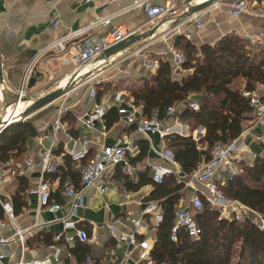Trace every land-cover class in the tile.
Segmentation results:
<instances>
[{
	"label": "crops",
	"instance_id": "crops-1",
	"mask_svg": "<svg viewBox=\"0 0 264 264\" xmlns=\"http://www.w3.org/2000/svg\"><path fill=\"white\" fill-rule=\"evenodd\" d=\"M138 1L0 0V121L3 117L6 119L11 115V109L7 113L6 111L17 99V91L24 71L30 61L46 45L60 39L68 31L87 24L98 15H112L121 9L134 5ZM166 1L152 0V4L165 5ZM186 1L175 0L171 9L163 16L169 17L170 22L168 23H176L174 25L175 29L181 31H189V25L184 22L186 18H183L187 6H189H185ZM200 1L206 0H197L191 5ZM253 7H256L254 3ZM56 17L61 20L58 27L54 25ZM214 17L220 20L219 26L210 23L201 32H196L191 28L189 35H180L185 36L198 46L202 44L214 45L224 35L231 33H236L247 40L248 36H252L253 41H248L254 47L258 45L255 42L259 41L264 45V38H261L264 33V28L261 27L262 25L264 27V17L243 14L241 17L236 18L229 13L227 7L215 11ZM164 20H167V18H164ZM154 22L150 21L143 7H137L116 16L112 25L98 27L94 34L102 37L117 26H124L133 33H140L148 30ZM167 26L161 28L154 37L113 55L109 59L111 64L103 65L100 67L101 69L95 63L102 62H92L88 66V70L90 69L93 72L90 79H93V77H95L94 79H102L101 83L97 85V90L99 86L112 88L100 102L107 110L117 104L114 99L116 93L123 92L124 98L130 99L131 90L141 87L145 83L147 77L142 69L141 60L138 57L131 56V52L152 41L156 42L157 45H162L160 35L167 31ZM176 37L174 36V39ZM71 46V43H67L65 50L61 52L51 50L37 59L36 68L32 75V79L35 81L33 86L30 87L29 93L40 91L44 95L60 87L62 81L65 80L62 83L65 84L66 80H70L74 76L77 70L76 66L62 62L63 58L69 55ZM97 61H100V59ZM47 88L50 90H46ZM63 101H66L68 107L63 117L70 114L75 120L74 122L65 121L62 117L64 127L58 131L56 137L57 147L55 148V151L61 150L62 152L60 154L54 153L55 161L59 165L63 164L64 155L67 154L73 157L80 169L84 156L82 150L85 140L88 141L87 149L95 152L102 145L120 139L136 147L137 151L135 155L131 156L132 160L140 156L143 144L148 143L149 145L147 156L143 160L137 161L133 165L134 172L129 174L134 183H137L141 177L153 178V165L167 164L160 156V151L167 143L163 142L158 134L138 131L137 126L133 128L132 125H128L121 116L112 125H109L105 118L101 121L97 120L94 128H88L81 119L86 114L92 113L94 105L99 102L90 96L88 84L85 83L77 85L67 96L58 99L25 119L32 121L39 131V135L29 141L26 154H30L37 159L39 150L51 146L52 127L58 118V110ZM192 101L196 100L192 99ZM26 103H21L20 112L24 111ZM187 103L179 104L176 107L175 114L166 120V124L173 126L176 134L183 136L192 134L193 138L199 141L206 133L205 128L200 129L199 126L192 131L189 125L180 120V109L188 105ZM136 113L138 120L143 118L141 108L136 110ZM104 127L107 131L105 136L102 135ZM244 132H246L245 137L241 139L244 142L242 152L232 159L237 168H239V162L241 161L252 164L257 156H264V119L261 122H256L253 117L247 119L244 122ZM22 166L23 162L8 164L7 175L0 181V194L5 201L11 202L12 206L13 196L20 188L23 189L24 187L21 185V177L18 174ZM121 173L128 176V173L124 171V167H121L115 176L109 177L108 183L111 186L109 191L98 192L93 188H88L83 192V206L79 207L70 218L72 221L77 222L78 228L84 229L86 232V229L90 230V235L87 233L89 240L82 242L77 239L72 245L64 241H58L57 236L64 232L61 220L70 208V201L65 196V191L69 186L80 189L81 181L79 178L77 181L72 176L64 177L61 173L56 176H53L54 174L48 176L52 186V202L63 206L56 212H52L46 208L39 210V197L36 193L40 179L39 168L22 176L24 178L22 181L24 180L27 183V188L21 193L22 198L20 200L24 205L20 213L14 216L18 226L25 233V257L40 260L50 258L52 264H81L84 259L79 261L73 252V248L80 241L90 249L88 255L94 258L95 264H148L147 261H139V248L131 249L130 256L125 258V254L130 248L128 244L120 242L118 236L136 232L141 241L148 240L153 245L157 232L155 216L153 213L145 214L144 211L152 202H158L159 204L160 202L147 200V197L154 190L153 185H147L138 190L126 189L125 180L121 177ZM216 175L221 185L227 184L231 179L228 169H218ZM201 191L202 185L196 182H191L184 187L177 210L189 209L193 197L200 194ZM159 210L162 211L161 206ZM1 213H3V217H0V219H6V213L0 205V215ZM132 220H140L138 229H136ZM12 233H14V228L11 225L3 231L5 236H10ZM65 233L70 236L74 235L75 231L69 230ZM94 235L98 237V241L92 240ZM112 251H115L120 262L114 263L112 261ZM0 253H6L4 263H12L18 261L21 257L22 247L19 242H13L0 247ZM55 255L60 257L59 261L53 260ZM122 259H124L123 262Z\"/></svg>",
	"mask_w": 264,
	"mask_h": 264
},
{
	"label": "trees",
	"instance_id": "trees-1",
	"mask_svg": "<svg viewBox=\"0 0 264 264\" xmlns=\"http://www.w3.org/2000/svg\"><path fill=\"white\" fill-rule=\"evenodd\" d=\"M174 41L175 46L186 55L185 68L188 71L185 75L175 77L170 61L164 60L156 74L146 78L141 87L131 90V98L142 109L144 118L157 115L162 120L168 119L170 108L197 99L199 109L184 106L180 109V120L189 125L192 131L203 126L206 130L204 137L196 141L192 134L183 136L174 133L166 139L183 175L188 178L200 165L211 160L217 143L228 144L238 139L244 132V122L251 117L255 118L250 102L243 97L242 91L264 86V45L260 47L261 44H258L257 49H254L247 39L236 33L224 35L214 45L198 46L182 35H178ZM239 80L245 82L243 87L235 85ZM98 88L96 100L100 103L112 88ZM119 117L118 104L108 109L105 115L109 125L117 122ZM63 120L74 122L75 119L67 114ZM136 126L132 124L133 128ZM38 135L37 127L30 120L21 119L10 124L0 133V163H22L29 141ZM148 150V143L143 144L140 156L133 160L130 157V163L134 165L143 160ZM61 152L54 151L57 154ZM93 155L94 152L88 150L81 165L87 164ZM58 172L64 177L69 175L81 181L80 169L71 155H64ZM58 172L53 176L59 175ZM19 177L24 187L12 198L15 216L24 205L20 201L21 193L27 188V183L22 181L24 178ZM121 177L128 190L154 186L147 200L159 201L163 214V220L156 228V240L151 245L155 263L264 264V231L256 216L251 214L243 219L226 217L211 207L202 196L204 207L195 212L201 233L191 236L186 229L181 228L177 241H173L171 237L175 213L184 184H179L173 175L167 176L163 184H157L148 176L141 177L137 183L130 179L129 174L121 173ZM221 188L227 198L240 202L264 218V156H257L252 164L239 162L238 173ZM0 217H3V213ZM86 230L90 235V230ZM73 252L79 261H83L90 249L78 241Z\"/></svg>",
	"mask_w": 264,
	"mask_h": 264
},
{
	"label": "built area",
	"instance_id": "built-area-1",
	"mask_svg": "<svg viewBox=\"0 0 264 264\" xmlns=\"http://www.w3.org/2000/svg\"><path fill=\"white\" fill-rule=\"evenodd\" d=\"M90 2L91 0H87ZM175 0H167L165 5L152 4V0H139L134 5L121 9L112 15H98L94 19L90 20L87 24L76 28L74 30L68 31L60 39L46 45L38 55L30 61L27 65L20 83V87L17 91L16 101L8 107V110H12V120H19L23 111L20 113H15L18 109V103L24 101L26 94L30 91V81L32 75L36 68L37 59L46 54L51 50L63 51L66 48L67 43H71V49L69 50V55L63 58L62 62L64 64L71 63L76 66L77 70L74 73L76 79L80 76L82 69L87 64L92 62H102L95 63L100 67L103 65L111 64L110 60H98V57L109 47L115 45L119 41L128 37L131 32L124 26L114 27L110 32L106 33L104 36L100 37L94 34L98 27H105L113 24V20L116 16L123 14L133 8L143 7L146 14L149 16L150 21L154 22L161 15L165 14L173 6ZM199 3V2H198ZM256 5V7H253ZM223 7L229 9V13L236 18L241 17L243 14H249L255 17H264V0H255L250 2L249 0H233L231 3H224L221 0L216 1L209 7L203 9L202 11L193 14L188 17L184 22L188 24L189 31L177 30L174 33L164 32L160 35L162 45H157L156 42H149L142 45L141 47L133 50L131 56L140 58L142 69L145 76L151 77L156 74L160 68L161 62L168 60L171 63L172 74L175 77H182L188 71L185 68L186 55L185 53L175 46L174 36L180 34L189 35L191 28L196 32H201L210 23L215 25H220V20L214 17V12L222 10ZM61 23L59 17H56L54 25L58 27ZM152 27V26H151ZM154 37V36H153ZM264 38V33L261 35ZM252 36H248V40L253 41ZM259 43V42H255ZM101 69V68H100ZM90 70V69H89ZM102 71V70H101ZM100 71V72H101ZM90 74L89 78L79 82L88 84V90L90 96L96 99L97 96V85L101 83L102 79H90L93 72L88 71ZM65 81V80H64ZM62 81V83L64 82ZM69 80H66L65 84H60V86H65ZM78 84V85H79ZM70 93V92H69ZM68 93V94H69ZM66 94L65 96H67ZM242 95L244 98L249 100L252 112L255 116L256 122H261L264 119V86H258L253 90H243ZM63 96V97H65ZM62 97V98H63ZM116 103L119 105V114L125 119L128 125L136 124L137 130L143 133H154L158 134L163 142L166 143L168 136L175 133L173 126H169L166 120L160 119L157 115L152 118H141L138 120L136 110L139 108L134 103L133 99H125L123 92L116 93L114 97ZM188 106L192 109H199V104L197 101L188 102ZM68 107L66 101L60 104L58 110V118L54 122L52 127V140L51 146L49 148L41 149L37 152V159L30 154H26L23 159V166L19 170L18 174L24 176L39 168L40 179L36 189V193L39 197V210L48 209L49 211L56 212L57 210L63 208L61 204L52 202V186L47 178L49 175L55 174L59 171V164L55 161V148L56 137L58 131L64 127V122L62 117L67 111ZM25 111V109H24ZM176 112V107H172L168 110V118L173 116ZM5 113V114H6ZM107 109L101 103H96L92 113L86 114L82 117V121L88 126V128H94L97 120H104ZM11 116H8V118ZM7 119V118H6ZM2 120H5L3 117ZM0 126V132L2 130ZM43 130V129H41ZM245 133L228 143H217L212 151V158L199 166L188 178H186L176 161L174 151L168 147L166 144L164 148L160 151V156L167 162V164H155L152 166L153 179L157 184H163L166 177L173 175L176 177L179 184H184V187L188 186L191 182H196L202 185V191L200 194H196L191 202L189 209L176 210L175 213V224L172 230V240L177 241V234L179 229L184 228L191 236H197L201 233V228L198 226L195 212L201 211L204 207V201L202 196L206 198L211 207L218 209L226 217L234 216L236 219H243L245 216L253 215L259 219L260 227L264 231V218L256 211L249 209L240 202L232 201L226 197L224 191L221 188V184L218 180L216 172L218 169H228L231 178L238 173V168L233 163V157L238 153L242 152V145L244 142ZM107 134L106 127L102 131V135ZM88 141H84L83 144V155L87 154ZM136 147L131 143L124 142L123 140H115L110 144H104L100 149L94 152L91 160L80 167V177H81V188L76 189L74 186H69L65 191V196L68 197L70 201V208L67 210L65 217L61 220L63 223L64 232L57 236L58 241H64L72 245L77 239L82 242H87L89 236L84 229L77 227V222L71 220V215H74L79 207L83 206V192L88 188H93L98 192H105L111 189L108 183L109 177L116 175L118 168L124 167V171L128 174L134 172V166L130 163V157L136 154ZM7 175V164L0 163V181ZM0 205L3 207L6 213V219H0V247L11 244L13 242H19L22 247V254L18 261L12 263H4V258L6 253H0V263L1 264H52V259L47 258L44 260L40 259H28L25 257L26 244H25V233L22 228L17 224L16 218L14 216V210L11 202L5 201L0 194ZM160 204L158 202H152L144 211V213H153L155 216V222L158 226L163 220L162 211H158ZM138 229L140 220H132ZM11 225L14 228V233L10 236H5L3 231ZM73 230L74 235H66L65 231ZM93 241H98V237L95 235L92 237ZM120 242L128 244L130 250L126 252L125 258L130 256L131 249L139 248V261H147L148 264H167L165 262L155 263L150 255L151 244L148 240H140L136 232L129 234H121L118 236ZM124 258V259H125ZM111 259L114 263L120 262L116 256L115 251L111 252ZM122 259V262L124 261ZM54 261H59L60 257L55 255L53 257ZM81 264H95V260L91 255H87L84 262Z\"/></svg>",
	"mask_w": 264,
	"mask_h": 264
},
{
	"label": "water",
	"instance_id": "water-1",
	"mask_svg": "<svg viewBox=\"0 0 264 264\" xmlns=\"http://www.w3.org/2000/svg\"><path fill=\"white\" fill-rule=\"evenodd\" d=\"M216 1H218V0H207V1L199 2V3H196L194 5H191L193 0H187L185 6H187V5H189V6H187V11L184 13L183 18L191 17L193 14L202 11L203 9L209 7L210 5L215 3ZM166 21L167 20H163L161 22H158L156 25H153L151 28H149L146 31H143L140 33L130 34L125 39L119 41L115 45L106 49L98 57V59L109 60L113 55L129 49L130 47H132L133 45H135L139 42H142V41H145L149 38H152L166 24ZM89 76H90L89 73H87L86 75H82L81 77H78L77 79H76V76H73L67 82V84L65 86H63V87L60 86L57 89L51 91L50 93L42 96L38 100L32 101L30 103L29 107L25 111H23L19 120L26 119L31 114L37 112L38 110H40V109L48 106L49 104H52L53 102L57 101L58 99L62 98L63 96H65L66 94L71 92L79 84L80 81L89 78ZM34 81H35L34 79H32L30 81V87L33 86ZM12 118H13V116L11 118L9 117L5 120L0 121V126H2L1 132L3 130H5L13 122L19 121V120L11 121ZM199 128L202 129L203 126H200Z\"/></svg>",
	"mask_w": 264,
	"mask_h": 264
},
{
	"label": "rangeland",
	"instance_id": "rangeland-1",
	"mask_svg": "<svg viewBox=\"0 0 264 264\" xmlns=\"http://www.w3.org/2000/svg\"><path fill=\"white\" fill-rule=\"evenodd\" d=\"M194 1L197 2V0H193V2H194ZM221 1L224 2V3H231L233 0H221ZM193 2H192V4H193ZM223 8H225V7H223ZM164 15H165V14L161 15V18H162V19H161L160 17L157 18V19H156V22L152 23L151 26L156 25L158 22H161L162 20H164V18H167L166 24L164 25L165 27H166V25H168L167 28H166V29H167L166 32H172V33H174L175 31H177V28L175 29V26H174L176 23H171V24H169V23H168V22H170L169 17H167V16H166V17H163ZM166 15H167V14H166ZM184 19H185V18H184ZM186 19H187V18H186ZM186 19H185V20H186ZM173 20H174V19H173ZM164 26H163V27H164ZM163 27H162V28H163ZM261 27L264 28L263 25H262ZM150 28H151V27H150ZM160 30H161V29H160ZM160 30H159V31H160ZM263 30H264V29H263ZM159 31H158V32H159ZM176 36H177V35H176ZM176 36H175V37H176ZM259 43H260V41H259ZM259 43H258V44H259ZM260 44H261V45H260ZM260 44H259L260 47L263 46V43H262V42H261ZM257 47H258V45H256V46L254 47V49H257ZM90 64H91V63H90ZM90 64H87V65H90ZM90 68H91V67H90ZM89 75H90V74H89ZM242 83H243V84H242ZM244 83H245L244 81L239 80V81H237V82L235 83V85L240 86V87H241V86L243 87ZM241 84H242V85H241ZM44 90H45V89H44ZM46 90L49 91L50 89L47 88ZM53 90H55V89H53ZM53 90H52V91H53ZM50 92H51V91H49L48 93H50ZM41 93H42V92H40V91H38V92H31V93L28 92V93L26 94V96H25L24 101H23V102H27L26 105H25V108H24V109L26 110V109L29 107V105H30V103H31L32 101L38 100V99L41 98L42 96L48 94V93H46V91H45L46 94H44V95H42L43 93H42V94H41ZM40 94H41L42 96H41ZM195 100L197 101V99H195ZM23 102H22V103H23ZM28 102H30V103H28ZM21 106H22V104H21ZM19 112H20V111H19ZM238 169H239V168H238Z\"/></svg>",
	"mask_w": 264,
	"mask_h": 264
},
{
	"label": "bare ground",
	"instance_id": "bare-ground-1",
	"mask_svg": "<svg viewBox=\"0 0 264 264\" xmlns=\"http://www.w3.org/2000/svg\"><path fill=\"white\" fill-rule=\"evenodd\" d=\"M207 1V0H206ZM201 2V1H200ZM203 2V1H202ZM88 71H90V70H88V66H86V67H84L83 68V72L82 73H80V76H82V75H86L87 73H88ZM21 103H22V101H20L19 103H18V109L15 111V113H18L19 112V110H20V108H21ZM11 117H12V113H11V115H10ZM10 117V118H11Z\"/></svg>",
	"mask_w": 264,
	"mask_h": 264
}]
</instances>
